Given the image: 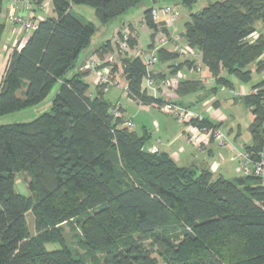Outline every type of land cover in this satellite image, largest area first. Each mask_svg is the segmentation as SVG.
I'll list each match as a JSON object with an SVG mask.
<instances>
[{"label":"trees","instance_id":"1","mask_svg":"<svg viewBox=\"0 0 264 264\" xmlns=\"http://www.w3.org/2000/svg\"><path fill=\"white\" fill-rule=\"evenodd\" d=\"M43 1L33 0L32 9ZM142 1L51 0L54 16L39 20L35 30L26 31L23 46L11 50L0 78V117L40 103L56 83L59 87L48 113L0 126V264H159L143 245L148 241L164 264H264L260 177H214L206 168L180 166L166 153L149 154L142 150L149 133L114 118L102 91L86 94L88 71L77 67L95 26L71 7L88 6L106 24ZM150 10L143 12L144 21L155 34ZM257 21L264 22V0L214 1L189 15L183 38L214 80L209 95L221 87L233 90L229 77L248 83L252 64L257 74L264 70V33L250 39ZM3 31L0 20V40ZM162 32L168 35L167 28ZM135 45L129 41L130 48ZM105 46L96 50L102 59ZM156 54L160 63L178 58L164 49ZM122 61L127 96L159 108L161 99L145 90L141 60ZM192 64L171 68L174 73ZM202 88L182 80L175 93ZM251 89L257 92L236 101L252 115L244 150L259 161L264 159V79ZM187 125L217 128L204 118ZM16 174L28 177L26 196L14 190ZM28 212L35 219L33 237ZM65 225L78 230L83 254L65 243Z\"/></svg>","mask_w":264,"mask_h":264},{"label":"rangeland","instance_id":"2","mask_svg":"<svg viewBox=\"0 0 264 264\" xmlns=\"http://www.w3.org/2000/svg\"><path fill=\"white\" fill-rule=\"evenodd\" d=\"M152 1H154V4L152 3ZM186 1H187L186 3H189L188 5H186L183 2V0H144L137 6L128 10L120 19L109 21L106 24H101L95 17L93 9L88 6L74 5L71 7V10L75 15L80 16L84 20L93 23V25L95 26V32L92 35L89 46L85 49V51H83L82 55L89 58L88 61H102V57H101L102 55H100L98 51H96V55H97L96 58H91L92 55L91 52L95 49H101L102 47L105 46L106 42L108 41L107 46H105V49H107L105 55H110V54L114 55V58L117 59L119 62V64H115L114 66L115 68L113 69V71L108 74L107 77L109 82L103 85H96L95 79L97 77V73L93 70L88 71V75L85 76L83 79L85 83L88 85V90L86 93L87 96L94 97L97 91H102V97L110 105V108L112 106L120 107L121 110L120 112L123 115V122L124 119L126 120L128 119L127 121H130L132 123L133 126L130 128V130L139 133L141 132L142 129H144L147 133L151 131L153 135L149 136L148 141L145 143L146 145L153 144L156 147H158L159 139H155V138L159 137L162 142H166L168 139L173 138L172 136H175L179 132H182L184 124L175 120L172 115L167 114L162 109L166 100L170 103L172 102L171 99H166L165 102H162V105L159 108H156L153 106L140 104L139 102L132 100L127 96L126 76L123 73L124 62L121 60L123 56L117 54L118 46L116 42L120 38L119 33L122 34L125 33L126 31H133V33L135 34L134 40L137 46L136 49L141 50L140 53L142 57L144 58L149 57V55L152 53L151 49L153 47V44L155 42V37L157 34L156 33L154 34L145 25L143 12L151 7H160L164 5L174 6V4H179L178 6H176V10L178 11L179 16L177 21L174 23L173 29H174V34L176 36L174 37L176 39V42L177 40L178 42H181L183 47L185 45L182 37L184 32V24L187 21H189V15L200 12V10L203 7H205L209 2L223 1V0H186ZM43 2L46 3L45 11L40 13L39 16L40 19H44L48 16H54L52 11L51 0H44ZM8 6H9L8 2L3 0L2 12L0 17L1 22H4L5 24L3 36L0 42V49L2 51H4L3 42L6 40L8 36L7 34L8 22L5 19V16L7 17L12 12V10L8 9ZM169 29L170 31H172V28ZM172 43H173L172 38H170L169 43L166 45V47H172ZM5 49H9V46H6ZM137 54L138 53L136 51L135 52L132 51V53L128 55H130L131 58H134L137 56ZM179 59L181 61L183 60L182 57H180ZM5 65L6 62L4 64V55H3V59H1L0 57V77L2 76ZM199 66L203 69V65L201 63H199ZM249 69L252 70V77L248 83L243 84L246 89H251L254 84L264 79L263 78L264 73L257 74L255 72L254 64L250 65ZM81 70L86 71V67L84 66ZM196 73L197 72H192V74L190 75L199 76L197 75L198 73L197 74ZM180 76H181V72L179 73L174 72L173 74V78ZM229 79L231 80L233 85L235 86L238 85L239 82L235 80V78L229 77ZM198 83L199 85L202 84L200 82ZM58 87H59V83H56L52 87L51 91L48 93L46 98L42 100L40 103L30 106L24 110L0 117V126L31 122L34 119L41 116L42 114L48 113L50 111L52 101L58 91ZM212 87H215L214 84L206 89L203 87L201 91L200 90L197 91V92H201V94H199L198 96L199 100H201L202 98L210 97L211 95H209V90ZM221 88L223 89L220 90L218 88L216 89L215 92L216 94L215 93L213 94L215 95L216 98L215 101H219V104L214 108L215 113L213 115V118H215L214 116L217 117L218 115L225 117L226 121L222 124V126H220L221 131L224 132L226 136H229L230 138H234L238 130L240 133L236 137V142L239 143V145L244 144L249 139L248 126L252 121V115L248 110V108H246L242 103L236 101L238 98L231 96L230 89L226 87H221ZM155 122H157L161 128H165L168 126V128H170L171 131L173 132V135L171 133L169 134L167 133L166 136L158 135L156 133V127L154 124ZM213 122H215L214 119ZM180 135L182 134L180 133ZM194 167L197 171L198 169H201L195 165ZM27 182H28V177L25 174H16L15 182H14L15 192L26 196ZM63 230H64L65 243L70 248L78 250L79 253L83 254L84 251L82 248H80V245L77 241L76 235L79 234L78 230L73 231L70 229L69 226L66 225L64 226ZM149 242L150 241L143 243L145 249L150 250L152 257H154L159 264H164L157 255V253L155 252V247H153ZM46 248L47 249L58 248V245L55 246L47 245ZM96 257L99 258V256Z\"/></svg>","mask_w":264,"mask_h":264},{"label":"crops","instance_id":"3","mask_svg":"<svg viewBox=\"0 0 264 264\" xmlns=\"http://www.w3.org/2000/svg\"><path fill=\"white\" fill-rule=\"evenodd\" d=\"M23 1L31 2L32 0L31 1L30 0H20V2L17 4L16 9L18 11L26 12L24 10V6L22 3ZM178 5L179 4H174L175 7ZM8 9L13 11V7H11L10 5L8 6ZM27 13L29 14L30 17H33L35 19L40 18L39 17L40 12L38 10L34 11V9H32V7L30 10L27 11ZM51 17H53V16H51ZM5 19H6V16H5ZM40 20H42V19H40ZM254 27H255V33L250 37L251 40L255 39L258 36V34L264 33V22L257 21L255 23ZM4 28H5V24H4ZM169 28H172V31H170ZM173 28H174V24L169 26L167 29L168 35L172 38V42H173L172 47H166V49H164V50L170 54L176 53L178 55V58L175 61H167V62H163V63L158 62L156 65H154L152 67V70L160 72L162 77L163 76H166V77L172 76L173 77L174 73H173V68H171V66H176L178 64H182L184 61H190L191 63H193L192 67L194 65L199 66V63L202 64L200 54L194 59H192L191 55L190 56H183L182 61L179 59L181 57L179 55V51L180 50H186L185 48L188 46H187L184 38H183V40H184L185 45L183 47H182L181 42H178V40L176 42V39L174 38L176 36L174 34ZM7 32H8L7 33L8 36H7L6 40L3 42L4 47L2 46L4 48V51H2L0 49L1 59H3V55H4V64H5V62H7V59H8V56H9L11 50L14 47H18V49H20L23 46V44L25 43V41L29 35V33H26L24 29H22L20 27H15V26L11 25L10 23H8ZM2 36H3V34H2ZM182 37H183V35H182ZM1 39H2V37H1ZM177 39H178V37H177ZM0 42H1V40H0ZM117 42H116V44H117ZM16 43H17V45H16ZM6 46H9V49H5ZM96 50L97 49H95L91 52L92 53L91 58L97 57ZM151 52H152V49H151ZM130 53H132V51L122 55L123 58H121V60L124 58H131V56L128 55ZM263 58H264V55H263ZM88 59L89 58H87L86 56H83L81 54L79 57V62H81V61L87 62ZM116 64H119L117 59H116ZM192 67L185 65V66H182L180 69L176 70L175 72H178V73L181 72V76L179 77L178 81L185 80V81H192V82H200V83H202L201 85L205 89L214 84L213 78L211 77L210 73L208 72L207 68L204 65H203V69L199 66L201 68L200 72H198V74L196 73L199 76H191L190 75V74H192V72H194ZM103 69H104V67L102 66L101 68L100 67L97 68V71H99V70L104 71ZM78 71H80V70H78ZM262 73H264V70L260 74H262ZM263 78H264V74H263ZM240 86L245 88V86L243 84L238 83V85H236V86L234 85V89L238 88ZM219 89L222 90L223 88H219ZM246 90H250V89H246ZM172 94H173L172 102H174L177 106L187 108L190 111H192L194 114L200 116L201 118L207 119L210 123L217 125V129L221 131L220 126H222V124L226 121V118L223 116H219V115L217 117L214 116L215 118H213V115L215 113L214 108L219 104V101H215L216 100L215 95H211L208 98H202L201 100H199L198 96H199V94H201V92H196V93L188 94L185 96H178L173 91ZM148 95L151 96V94H149V93H148ZM197 98H198V100H197ZM161 101L164 102L163 99ZM213 119L215 122H213ZM154 124L156 127V133L158 135L166 136L167 133L168 134L171 133L173 135V132L171 131L170 128H168V126L165 128H161L157 122H155ZM229 131H231V130H229ZM148 133H149V136L153 135V133L151 131H149ZM180 133L182 135H180ZM222 133L225 135L224 132H222ZM239 133L240 132L237 130L234 138H230L229 136L225 135L226 140H227V144L224 146H220L214 140H209V142L206 144L198 145V143L201 141L202 136L200 134L196 133L195 131H193V129L189 125L184 124L182 132H179L175 136H172L173 138L168 139L166 142H162L159 137H157L155 139H159L158 151L166 153L178 165L186 166V167L195 165L199 168L209 169L212 172L214 177L221 176L225 179H232V178H236L240 175L236 171V166H235L234 162H232L230 160V149H229V147L233 148L237 151H243L244 150V147H243L244 144L239 145V143L236 142V137L239 135ZM149 142H151V141H149ZM150 145H153V144H150ZM261 183H262V185H264V174L261 178Z\"/></svg>","mask_w":264,"mask_h":264},{"label":"built area","instance_id":"4","mask_svg":"<svg viewBox=\"0 0 264 264\" xmlns=\"http://www.w3.org/2000/svg\"><path fill=\"white\" fill-rule=\"evenodd\" d=\"M7 1L8 4L13 7V11L6 17L8 23L15 27H20L27 32H31L36 29L37 23L40 18L35 19L30 17L27 13L28 10L31 9V3L29 1H23L24 10L26 12H21L16 9L17 4L20 0H4ZM45 4L42 3L37 10L41 13L45 11ZM151 20L156 26V37L155 42L152 47V53L149 57L144 58L141 56V50L136 49L137 46L135 45L133 48H130L129 41L135 39V34L133 31H126L125 33L121 34V38L117 42V54L124 55L131 51H136L138 57L141 62L143 63L146 76L144 77V87L146 92L151 94L153 98L163 99L165 102L166 99L173 98L172 92H175V89L179 83V77H166L161 76L160 72L153 71L152 67L156 65L159 61L157 58V51L160 49H165L166 45L169 43V39L171 38L169 35L167 36L162 32L163 28H167L173 25L178 19V11L176 10L175 6H160V7H152L150 10ZM186 50H180L179 55L183 56H192V59L196 58L199 53L189 47L185 48ZM116 64V59L114 55H105L102 61H87L86 62V71L93 70L97 73V77L95 79L96 85H103L108 83V74L112 72L114 65ZM104 67V71L99 70L97 68ZM194 72H200V67L198 65H194L192 67ZM170 90V92H169ZM257 90H246L242 86L230 90V94L232 97L239 98L245 95L255 94ZM167 114L173 116L174 119L177 121L187 124L191 119H198L201 120L202 118L187 108H183L180 106L175 105L173 102H168L166 100L163 108ZM110 114L114 118H123L122 113L119 110L118 106H112L110 109ZM125 126L130 129L133 125L130 121L124 119ZM190 126V125H189ZM193 131L200 134L202 136L201 141L198 143L206 144L209 140L213 139L216 143L220 146H224L227 144L226 136L217 128H207V127H197V126H190ZM230 160L234 162L236 166L237 173L242 177H260L262 178L264 174V159H260L259 161H253L250 158V155L245 150L237 151L233 148H230ZM142 150L149 153V154H156L158 153V147L155 145H144Z\"/></svg>","mask_w":264,"mask_h":264},{"label":"water","instance_id":"5","mask_svg":"<svg viewBox=\"0 0 264 264\" xmlns=\"http://www.w3.org/2000/svg\"><path fill=\"white\" fill-rule=\"evenodd\" d=\"M152 3L154 4V1H152ZM85 65H86V61H81L77 67V70H81ZM26 219H27L29 234L31 237H33L35 235V232H34L35 219L31 212H28L26 214Z\"/></svg>","mask_w":264,"mask_h":264}]
</instances>
